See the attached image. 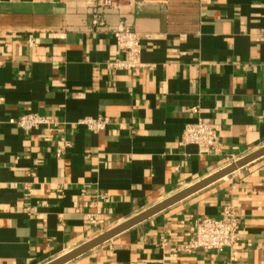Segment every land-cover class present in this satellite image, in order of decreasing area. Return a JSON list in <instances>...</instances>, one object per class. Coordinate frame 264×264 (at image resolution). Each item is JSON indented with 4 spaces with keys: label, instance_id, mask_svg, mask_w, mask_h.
Wrapping results in <instances>:
<instances>
[{
    "label": "crops",
    "instance_id": "1",
    "mask_svg": "<svg viewBox=\"0 0 264 264\" xmlns=\"http://www.w3.org/2000/svg\"><path fill=\"white\" fill-rule=\"evenodd\" d=\"M96 11L140 36L139 68L112 65ZM199 119L207 154L181 141ZM263 147L264 0H0V264H48ZM226 206L233 246L181 251ZM65 264H264V155Z\"/></svg>",
    "mask_w": 264,
    "mask_h": 264
},
{
    "label": "built area",
    "instance_id": "2",
    "mask_svg": "<svg viewBox=\"0 0 264 264\" xmlns=\"http://www.w3.org/2000/svg\"><path fill=\"white\" fill-rule=\"evenodd\" d=\"M93 5L99 9L118 8L122 6V0H92ZM92 25L106 27L115 37L116 47L123 58L112 63L120 70H135L141 66L139 55L141 52L140 36L129 27L120 23L116 27L105 26L102 14L98 11L92 15ZM18 128L30 131L42 125L50 123L47 117L37 113H24L14 122ZM85 126L91 132L103 131L109 124L106 117L87 118L77 122ZM181 141L184 145H195L198 152L207 154L216 146V134L209 122L201 119L195 123L186 125ZM61 150H57L59 155ZM86 219L90 225H97L99 222L98 213H87ZM238 238V219L234 210L226 206L218 218H201L194 222V235L187 242L181 245V251L187 254L198 250L221 251L231 247Z\"/></svg>",
    "mask_w": 264,
    "mask_h": 264
},
{
    "label": "water",
    "instance_id": "3",
    "mask_svg": "<svg viewBox=\"0 0 264 264\" xmlns=\"http://www.w3.org/2000/svg\"><path fill=\"white\" fill-rule=\"evenodd\" d=\"M264 155V147L262 149H260L259 151L252 153L240 160H238L237 162L233 163L232 165L228 166L227 168L215 173L214 175L200 181L199 183H197L195 186L181 192L178 193L177 195L171 197L170 199L156 205L155 207L144 211L143 213L129 219L128 221L120 224L119 226L110 229L108 231H106L105 233L97 236L96 238L92 239L91 241L84 243L83 245H81L80 247L76 248L75 250L69 252L68 254L48 263V264H65L73 259H75L76 257L92 250L93 248L101 245L102 243L106 242L107 240L111 239L112 237H114L115 235L139 224L140 222L146 220L147 218L153 216L154 214L158 213L159 211L165 209L166 207L172 205L173 203L183 199L184 197L202 189L203 187L211 184L212 182L230 174L231 172L237 170L238 168L246 165L247 163L257 159L258 157Z\"/></svg>",
    "mask_w": 264,
    "mask_h": 264
}]
</instances>
